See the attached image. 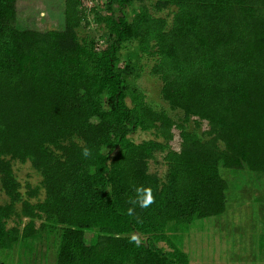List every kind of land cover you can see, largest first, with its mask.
I'll return each instance as SVG.
<instances>
[{
  "label": "trees",
  "instance_id": "trees-1",
  "mask_svg": "<svg viewBox=\"0 0 264 264\" xmlns=\"http://www.w3.org/2000/svg\"><path fill=\"white\" fill-rule=\"evenodd\" d=\"M138 1H109L123 14H99L113 39L98 51L77 32L83 0H66L65 29L47 31L21 27L17 0H0V175L10 199L0 203V250L60 226L55 264H190L174 237L226 212L221 168L264 174V0H155L177 8L171 22L146 5L130 18L124 10ZM131 44L138 53L123 60ZM139 53L154 57L181 121L129 79ZM192 116L208 121V139L188 129ZM138 130L156 138L136 142ZM165 151L163 179L149 162ZM12 159L41 171L44 199L31 200L39 187L23 197ZM138 188L151 190L147 208Z\"/></svg>",
  "mask_w": 264,
  "mask_h": 264
},
{
  "label": "rangeland",
  "instance_id": "rangeland-1",
  "mask_svg": "<svg viewBox=\"0 0 264 264\" xmlns=\"http://www.w3.org/2000/svg\"><path fill=\"white\" fill-rule=\"evenodd\" d=\"M110 0H83L80 6L83 21L77 29L81 39L88 38L95 42L96 49L101 50L108 41H112L109 34L104 33V23L98 21V16L115 14L122 15L117 5L108 7ZM155 0L136 2L124 10L133 17L135 9L146 5L157 15L172 21L174 6L163 9L155 7ZM17 24L23 28H34L42 31L51 29H65L66 0H17ZM138 53L136 45L131 44L129 50L124 51L123 60L127 54ZM155 63L152 55L139 53L134 57V72L129 79L136 89L144 94L147 103L156 110L166 111L174 120L181 121L184 112L173 110L169 102L162 95L163 81L159 75L152 73ZM188 129L197 132L202 138L210 137L208 121H200L192 116L188 122ZM174 138L170 141L169 149L180 150L182 139L180 130L173 128ZM136 142L156 138L151 132L138 130L132 135ZM223 146V143H220ZM168 149V150H169ZM107 150V149H106ZM167 151L157 153L155 159L150 160L151 173H156L165 179L168 171L165 156ZM13 171L21 184L20 191L24 198H28L30 188H40V194L31 198L32 202L44 199L45 191L41 187L43 175L28 161L11 160ZM222 176L228 181L227 209L219 216L196 220L193 224L182 225L174 237L179 247L184 249L190 258V264H264V174L248 169L230 170L221 168ZM9 196L2 188L0 175V203L9 202ZM21 210V203L17 204ZM18 216L9 220V226L16 225ZM28 217L23 218V226ZM41 221H36L39 227ZM44 230L38 238L22 242L13 249L0 250V264H55L57 260L61 229ZM89 230H87V233ZM93 234H87L92 237ZM142 239V236L136 234ZM162 245H165L162 243ZM166 246V245H165Z\"/></svg>",
  "mask_w": 264,
  "mask_h": 264
},
{
  "label": "clouds",
  "instance_id": "clouds-1",
  "mask_svg": "<svg viewBox=\"0 0 264 264\" xmlns=\"http://www.w3.org/2000/svg\"><path fill=\"white\" fill-rule=\"evenodd\" d=\"M83 155L88 157L90 155L89 150L85 149ZM136 191L138 194V200L135 202H138L140 207L147 208L151 203H153V197L150 189L138 188ZM129 214H132V209H129ZM133 240H136V237H133ZM137 243H139V241H137Z\"/></svg>",
  "mask_w": 264,
  "mask_h": 264
}]
</instances>
